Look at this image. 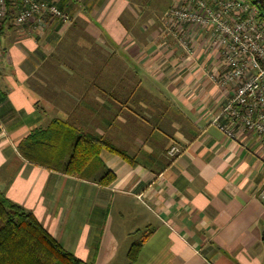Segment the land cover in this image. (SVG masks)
Masks as SVG:
<instances>
[{"label": "crops", "instance_id": "1", "mask_svg": "<svg viewBox=\"0 0 264 264\" xmlns=\"http://www.w3.org/2000/svg\"><path fill=\"white\" fill-rule=\"evenodd\" d=\"M49 1L68 23L0 30V200L89 264H264V144L214 124L234 89L211 79L210 34L195 32L191 54L160 35L156 16L180 0ZM53 130L102 137L134 165L102 151L81 179L61 172L66 149L50 168L22 154Z\"/></svg>", "mask_w": 264, "mask_h": 264}, {"label": "built area", "instance_id": "2", "mask_svg": "<svg viewBox=\"0 0 264 264\" xmlns=\"http://www.w3.org/2000/svg\"><path fill=\"white\" fill-rule=\"evenodd\" d=\"M260 1L180 0L167 13L166 22L187 54L196 50V30H209L211 40L220 46L217 72L211 79L234 89L215 124L230 140L247 131L264 144V18ZM47 17L70 21L53 1L0 0V30L6 21L21 28ZM181 153L173 143L166 156L172 160Z\"/></svg>", "mask_w": 264, "mask_h": 264}, {"label": "trees", "instance_id": "3", "mask_svg": "<svg viewBox=\"0 0 264 264\" xmlns=\"http://www.w3.org/2000/svg\"><path fill=\"white\" fill-rule=\"evenodd\" d=\"M262 1V0H261ZM57 4V3H56ZM264 5V3H262ZM58 6V5H57ZM62 11L63 7L58 6ZM260 12L264 18L261 6ZM63 12V11H62ZM65 13V12H63ZM66 14V13H65ZM49 18V17H48ZM60 134V135H59ZM31 138V137H30ZM29 138V139H30ZM28 139V140H29ZM27 140V141H28ZM21 146L22 154L50 168V161L60 158V149L68 151V160L61 165V172L68 176L91 179L88 167L96 162L102 151H108L134 165V161L107 140L96 135L78 134L73 131H49L39 134ZM29 145V148H26ZM48 154V163L40 156ZM115 180L109 170L98 179L99 184L108 186ZM151 231L143 235L128 251V260L135 262ZM0 264H89L76 258L45 231L31 212L7 200H0Z\"/></svg>", "mask_w": 264, "mask_h": 264}, {"label": "rangeland", "instance_id": "4", "mask_svg": "<svg viewBox=\"0 0 264 264\" xmlns=\"http://www.w3.org/2000/svg\"><path fill=\"white\" fill-rule=\"evenodd\" d=\"M248 1H250V0H248ZM258 1V0H257ZM160 2V5L162 6L163 4H166V0H164V1H161V0H159L158 1V3ZM262 3H264V0H262V1H260V4H259V7L261 6V8H262V11H263V13H264V5L262 4ZM174 5V4H173ZM158 6H159V4H158ZM157 6V7H158ZM173 6L171 5L170 6V8L166 11V12H164V13H161V14H158L157 16H156V18H157V20H158V31H159V33H160V35L161 36H163L164 38H165V40H168V41H171L173 38H174V40L176 39V37L174 36V34H173V30L171 29V27L167 24V22H166V15H167V13L170 11V9L172 8ZM148 31V30H147ZM200 31V33L204 36V34H210V32H209V30L208 29H198L196 32H199ZM207 34V35H208ZM203 36H202V38H203ZM178 41V40H177ZM213 44H215V51L217 52V56H216V59H217V57H218V54H219V51H220V46L218 45V44H216V42L214 43L213 41H212V46H213ZM219 46V47H218ZM195 49H196V47H195ZM180 51H183V49L180 47V49H179ZM196 51V50H195ZM217 67V66H216ZM225 104V103H224ZM215 120H216V118L214 119V124H215ZM216 125V124H215Z\"/></svg>", "mask_w": 264, "mask_h": 264}]
</instances>
